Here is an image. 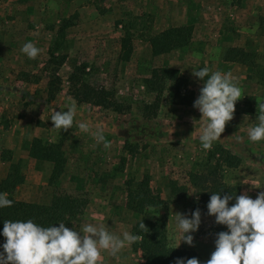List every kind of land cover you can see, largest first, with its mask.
<instances>
[{"label":"rangeland","instance_id":"1","mask_svg":"<svg viewBox=\"0 0 264 264\" xmlns=\"http://www.w3.org/2000/svg\"><path fill=\"white\" fill-rule=\"evenodd\" d=\"M248 1L242 13L234 11L235 1L221 10L204 9L189 0H167L161 7L155 0L144 10L138 0H0V161L12 155L5 142L10 134L20 143V152L30 147L33 138L42 141L47 136V142L61 144L66 160L62 176L50 181V175H35L30 158H21L25 180L11 197L16 199L18 191H23L32 202L50 205L56 204V196L68 195L74 207L54 205L50 226L63 222L80 231L85 223L104 224L122 238L125 231L131 234L141 217L154 219L161 214L158 208L152 214L148 208L142 214L127 208V182L135 183L148 174L152 192L167 203L168 244L178 242L176 212L190 218L199 208L202 222L192 233L194 246L181 242L178 248L195 251L201 264L208 260L215 250L216 234L228 231L207 215L211 194L247 191L255 199L264 191V141L254 143L248 138L258 123L257 100L264 101V0H258L254 9L253 0ZM65 20L68 23L61 32ZM178 25L192 26L194 39L187 48L153 54L150 36ZM27 42L41 49L34 60L21 52ZM205 66L230 72L242 89L234 118L210 149L221 145L239 156L236 167L203 150L199 137L207 120L200 119L193 105L174 102L175 81H167L159 94L157 115L144 112L157 94L145 82L154 68L178 69L185 79L181 93L189 88L197 98L203 82L192 70ZM75 68L82 82L111 91L121 110L85 101L82 92L75 96L69 82ZM73 102L77 106L73 127L57 132L52 128L51 109L67 111L65 105ZM80 122L91 131L102 128L111 147L106 149L90 132H81ZM46 164L39 169L46 171ZM4 171L0 163V177ZM193 190L198 193L189 196ZM234 203L235 199L229 206ZM100 264L144 263L131 245L118 257L101 250Z\"/></svg>","mask_w":264,"mask_h":264},{"label":"clouds","instance_id":"2","mask_svg":"<svg viewBox=\"0 0 264 264\" xmlns=\"http://www.w3.org/2000/svg\"><path fill=\"white\" fill-rule=\"evenodd\" d=\"M21 52L34 60L41 49L33 42H27L22 46ZM192 75L203 82L193 107L201 113L200 119L207 120L199 139L203 150L208 151L221 138L226 124L234 118L235 105L243 97L242 89L230 72L211 71L205 66L192 70ZM76 107L73 102L65 105L67 111H55L52 108V128L57 132L71 129ZM256 118L257 125L248 132V138L254 143L264 141V101L257 100ZM77 126L81 132H90L95 141L98 144L102 142L106 149L111 147V141L105 139L102 128L91 131L84 122ZM242 139L237 137V141ZM221 192L211 194L207 203V215L214 216L215 223L227 226L228 231L216 234L215 250L203 264H264V191H260L255 199L247 191L240 195L231 192L223 196ZM194 193L198 192L193 190L188 195ZM233 199L235 203L229 206ZM12 204L13 201L7 198L6 193H0V208L11 207ZM154 211L153 206H148V214ZM175 222L178 242L172 249L178 248L181 242L194 246L192 233L198 231L201 225V210L197 208L192 211L190 218L184 213L176 212ZM139 228L148 232L143 219ZM2 234L6 242L0 252V264H100L101 250L112 257H118L123 249L142 240L140 235L127 231L121 238L111 233L104 224L97 226L85 223L80 231H76L63 222L58 227H42L31 219L5 220ZM175 264H201V261L196 257L186 260L177 257Z\"/></svg>","mask_w":264,"mask_h":264},{"label":"trees","instance_id":"3","mask_svg":"<svg viewBox=\"0 0 264 264\" xmlns=\"http://www.w3.org/2000/svg\"><path fill=\"white\" fill-rule=\"evenodd\" d=\"M68 20H65L63 28L67 25ZM192 38V26L178 25L169 26L160 32L153 34L149 38L152 53L162 54L171 50L185 48L189 45ZM127 43L126 37L122 38V44ZM128 57L125 56V59ZM64 58H61L59 65L63 63ZM167 81H175V93L173 100L180 105H193L195 92L192 89H186L185 93H181L182 84L185 79L180 76L178 69H171L167 67L154 68L151 76L145 79L147 88L155 91L157 94L155 99L144 108L147 116L155 117L160 106L161 97L159 94L163 91ZM69 82L71 89L75 91V96L82 92L83 100L91 102L97 106L104 108L120 109V105L113 98V93L104 88H95L85 82H82L77 74V69L69 75ZM127 144H125L126 146ZM128 146V145H127ZM209 154L214 158L218 156V161L223 158V161L229 167H236L240 163V157L231 154L223 149L221 145L209 151ZM29 156L41 161H50L53 163L50 175V181L56 180L64 173L66 160L61 144L58 142L44 144L39 138H33L29 147ZM25 180L23 172L22 160L11 163L8 173L4 178H0V193H6L7 198L13 201L11 207L0 208V249L3 251L2 245L6 242V238L2 234L4 221H27L33 220L34 223L49 227L53 218L54 205H61L63 209H72L75 205L74 200L68 196H56L55 203L47 205L36 202H26L16 200L11 197L12 191L17 189ZM127 208L134 213L142 214L148 206L158 208L160 215L154 219L141 217L138 219L131 229V234L140 235L142 240L133 243V248L140 253V257L144 264H175L177 257L188 258L196 257L199 259L197 253L193 250L185 248H175L168 244L166 234V220H167V203L158 195L154 194L149 185V176L145 174L143 178L135 183L127 182L126 188ZM143 222L148 227V232L145 233L139 228V223Z\"/></svg>","mask_w":264,"mask_h":264},{"label":"crops","instance_id":"4","mask_svg":"<svg viewBox=\"0 0 264 264\" xmlns=\"http://www.w3.org/2000/svg\"><path fill=\"white\" fill-rule=\"evenodd\" d=\"M157 1L160 2L161 7H164V4L167 2V0H157ZM169 1H172V0H169ZM232 1H235V3H233L234 4L233 6H234V11L235 12H242L243 13L248 8V3H249L248 0H241V3L239 5L237 4L238 0H189V2H194L196 5L203 6L204 9H206V8H212V9L213 8H216V9H221V10L222 9H226L227 7H229L230 6L229 4ZM138 2H139V7H142V9L146 10L147 7L152 6L155 3V0H141V1L138 0ZM211 2H214V4H211ZM257 2H258V0H253L252 1V3H251V8L252 9L258 7L257 4H255ZM181 3H182V5H184V2L183 1H181ZM181 3L179 2V6H178L179 9L182 8ZM227 3H228V5H227ZM157 5H159V4H157ZM136 6H138V4H136ZM201 25H205V24L204 23H201ZM222 37H223V34H222ZM224 37L225 38L227 37L228 39L230 38L229 35H224ZM203 38H204V36L202 35L198 39H203ZM193 39L194 38L192 37L191 38V41ZM185 48H187V47H185ZM169 56H170V54L168 53L167 57H169ZM183 57L184 56H182L181 58H183ZM14 136L15 135H11L10 134L9 135V138H6V140H5V142L7 141L6 148L9 151H11L12 155H11V157L6 158V159L0 161V163L3 164L4 170H5L4 173L1 175L0 178H4L7 175L8 169H9L11 163H15L18 160H21V158H23V157L30 158V163H31V166L35 170V175L36 174H39L40 175L39 177L44 176V174H45V176L51 175V172L50 171H52L53 163L50 162V161H41V160H37L35 158L30 157L29 156V148H27L26 150H22L20 152V150H21L20 149V143L17 142V140H15V137ZM19 137H20V140H22L23 137H24V135H22V136L20 135ZM46 137L47 136H44L42 138V141H43L44 144H49L50 143V139L47 142L45 140ZM43 162L45 164L47 163L46 165H48V167H49L46 171H42L38 167L39 165L40 166H43ZM35 166H37V170L35 169ZM18 193L19 194H18L16 200L26 201V202L31 201L32 202V200H29V198H28V193L23 192V191H18Z\"/></svg>","mask_w":264,"mask_h":264}]
</instances>
